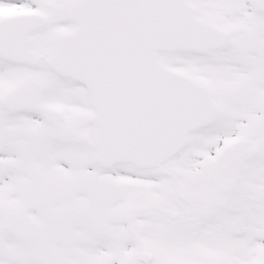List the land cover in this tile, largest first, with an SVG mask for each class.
<instances>
[{
    "label": "snow or ice",
    "instance_id": "snow-or-ice-1",
    "mask_svg": "<svg viewBox=\"0 0 264 264\" xmlns=\"http://www.w3.org/2000/svg\"><path fill=\"white\" fill-rule=\"evenodd\" d=\"M0 264H264V0H0Z\"/></svg>",
    "mask_w": 264,
    "mask_h": 264
}]
</instances>
